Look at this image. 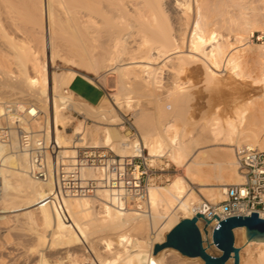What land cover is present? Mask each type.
Returning <instances> with one entry per match:
<instances>
[{
  "label": "bare ground",
  "instance_id": "obj_1",
  "mask_svg": "<svg viewBox=\"0 0 264 264\" xmlns=\"http://www.w3.org/2000/svg\"><path fill=\"white\" fill-rule=\"evenodd\" d=\"M0 3L3 8L0 15L4 14L12 26L19 18L21 5L27 7L29 3L26 22L34 31L40 29L38 34L42 36L37 34L42 38L38 48L20 45L0 24L1 36L12 47L11 54L21 68L16 79H9L8 75L5 82L0 81V117L6 103L28 98L42 105L48 126L43 129L59 145L66 164L83 147L109 148L125 158L133 156L140 145L151 163L166 158L185 168V177L176 178L168 186L152 185L149 216L121 207L109 191L100 189L91 197L65 199L68 212L65 219L46 201L53 194L52 182L36 181L28 175L27 157L17 151L15 144L9 148L0 146L3 178L0 210L12 213L16 207H24L31 222L34 217L31 209H38L44 231L36 237L38 248H35L40 252L37 264H51L46 249L63 252L62 264L65 259L71 264L176 263L180 252L168 248L154 255V248L166 242L167 235L181 220L193 218V206L202 202L188 182L202 187L201 193L217 205L224 199L226 187L244 182L238 172L234 147L264 151V43L252 42L256 33H264V0H29L27 3L0 0ZM49 59L52 64L62 61L71 68L51 74ZM164 68L174 79L171 82L168 79L167 96L162 99L155 85ZM111 71L119 75L120 85V93L112 105L130 108L129 96L137 93L154 105L156 116L151 123L142 122L146 109L138 114L139 140L121 133L125 127L108 105L109 99L104 97L93 106L78 102L68 89L79 74L88 78ZM193 78L213 84L223 96L227 89L231 90L228 96L233 99L241 94V89L234 85L243 84L259 93L246 95L244 104L230 108L231 111L216 106L209 118L196 121L195 98L191 94ZM164 99L174 105L173 114L163 108ZM71 110L88 115L86 121L93 119L91 131L86 121L71 127L75 124V119L67 115ZM188 125H192L190 131H186ZM208 146H223L229 151H220L221 157H216L213 151L214 158L202 151ZM86 176L94 174L88 170ZM217 224L216 220L207 227L202 220L198 223L204 248L214 257L223 254L213 244ZM3 225L8 222L1 218L0 226ZM98 234L108 237L96 242L93 237ZM234 235L235 246L240 249L239 264H264V242H248L245 228L235 229ZM110 236H115V240ZM98 243L112 252L110 258L98 260ZM82 250L85 256L80 261L78 253ZM185 258L192 264H205L200 257ZM226 264H234V254Z\"/></svg>",
  "mask_w": 264,
  "mask_h": 264
},
{
  "label": "built area",
  "instance_id": "obj_2",
  "mask_svg": "<svg viewBox=\"0 0 264 264\" xmlns=\"http://www.w3.org/2000/svg\"><path fill=\"white\" fill-rule=\"evenodd\" d=\"M44 126L48 127L47 115L38 105L26 101L6 103L0 117V146L9 148L15 144L17 151L27 157L28 175L36 181L52 182L53 194L46 201L62 217L68 216L65 199L91 197L100 189L109 191L121 207L151 215L149 190L156 184V171L145 149L139 145L133 156L123 158L109 148L83 147L66 164L59 145ZM132 138L139 140L136 135ZM235 157L244 182L226 187L224 199L217 205L207 200L194 205L193 218L200 214L207 220H213L215 215L227 220L257 213L264 220V151L241 146ZM88 170L93 177L86 176ZM2 192L0 175V196ZM200 232L202 235L201 229Z\"/></svg>",
  "mask_w": 264,
  "mask_h": 264
},
{
  "label": "rangeland",
  "instance_id": "obj_3",
  "mask_svg": "<svg viewBox=\"0 0 264 264\" xmlns=\"http://www.w3.org/2000/svg\"><path fill=\"white\" fill-rule=\"evenodd\" d=\"M25 1L26 3L29 2V0L28 1L24 0V2ZM28 4L29 3L26 4L27 7H24L25 4L21 5L22 10L20 12L19 18L16 17V20H17L15 23L16 25L12 26L9 22H7L6 16L4 14L0 15V24L2 23L1 26H3L7 35L11 39H13V41H15L16 43L20 45L22 44L30 45L31 44V45H34L35 47L37 46L38 48L39 46H41L40 43H41L42 38L39 37L41 36V34H38L41 31H39L40 29H37V27L35 28L37 30L34 31V28L33 29L31 28L32 27L31 24L26 22V19L28 15L30 14ZM0 7H2V5ZM2 10L3 8H0V11L3 13ZM223 34H226V32H224ZM0 36H1V33H0ZM260 36H262L261 41H259ZM1 38L2 39H0V81L5 82L6 79L8 78L7 77L8 75H10L9 79H13V80L16 79L15 77H17L20 74L21 68L17 65L16 59L11 54L12 47L7 43L5 38H3L2 36ZM252 42L254 44L264 43V33L263 34L256 33V36L252 38ZM98 51H101V48ZM126 57L127 59H129L128 56ZM108 62L106 63L108 64ZM48 63H49V67H50L49 70L51 74L61 73L71 68L70 66L66 65L62 61H56L55 64H52L51 60L49 59ZM160 63H161L160 66L162 67V62L160 61L159 64ZM101 74H105V73L103 72ZM105 75H107L105 79H101L99 81L96 80V82H101L107 88L106 98L107 100L109 99L108 105L115 110L117 116L119 117L120 121L123 122V126L125 127L124 130L121 131V133L126 135L128 138H132L131 136L136 135L138 136V139H139L141 135H140L139 128L137 127V124H136V121L138 119V114L139 112H141V109H144V110L146 109L145 111L147 112L145 113V116L142 122L146 124L151 123L156 116V110L154 109V105H151L148 99L144 98L143 95L142 97L140 93L132 94V95L130 94L129 97L130 99H132V102H133V103L131 102L130 105L132 106H130V108L123 107V106L122 108L120 106L118 107L117 105H112V104H115L114 98L120 93L119 75L113 71L108 72ZM158 76H159L157 79L158 81L156 80L157 83L155 86H156L158 96H161L160 98L163 99L167 96L166 89L168 87L166 88V86L169 85V83L171 82L170 80L172 78L174 79V75L170 74L168 69L164 68V70L163 69L160 70ZM181 77H184L181 79L185 80V76H181ZM168 79L170 81L169 83H168ZM192 84H193V87H192L191 94L195 98V101L193 103V109H194L193 112H195L196 121L198 120L202 121L204 119L209 118V116H211L212 114L211 110L215 108L216 106H221L222 108L228 109L229 111H231L230 108L233 109L236 106L239 107L244 104L243 102L245 101L244 99H246V95L249 97L250 95H255L254 93H257V92H254L253 89H251L249 86H246L243 84L241 86L234 85V87L237 86L239 89H241L240 90L241 94L236 95L238 97L233 99L231 98V96H228V93H230L231 90L229 89L226 90V93H227L226 96L220 95L219 90L216 89V87L213 84L207 83L202 78H193ZM73 89L77 93L88 98L90 101L96 102V99H97L96 94L92 90H90L88 87H86L82 82H77L75 86L73 87ZM196 98H197V101H196ZM199 98H202V99H199ZM76 100L78 102H81L78 99ZM24 101L38 105V103L34 102L33 99L26 98ZM162 105H163V108L168 113L173 114L174 105L172 104V102L165 100V101H162ZM39 106L44 111L43 106L40 104ZM77 113L79 114V111L77 110H71L67 112V115H69L70 118L75 119V124L71 125V127H74L75 125H78V123H81V122L85 123L86 121V118L88 115L81 112V116H78ZM94 124L95 122L93 121V119H88L86 121V125L89 131H91V128L93 127ZM191 126L192 125L186 126V131H190L192 128ZM119 128L120 127H118V129ZM67 131L69 133L71 132V130H67ZM234 149H237V146L234 147ZM225 150L229 151L228 149H225L223 146H208L202 151H205L204 153H208L210 155L213 154L211 156L215 158V155H217L216 157H218V155L219 157H221L220 154L222 153L220 151L225 152ZM213 151H215L216 154ZM217 151L219 153H217ZM151 164L153 165L156 171L155 181L158 186H168L176 178L185 177V168L175 165L169 159L163 158ZM188 183L190 184V187L195 190L196 194L202 201L203 200L209 201L208 197L204 195L203 193H201L203 191L201 190L202 187L191 184L190 182ZM31 212L33 213V216H34L33 221H31L33 223H31L30 220L27 218L24 207L21 208V206H18L12 210V213L8 211L0 210V219L4 218L8 222V225L0 226V264H37L38 261L40 260V252H38V250L35 247L38 248V242L36 239L37 233H43L44 231L43 223H42L41 216L37 208L35 207L32 208ZM8 233H9V236L7 235ZM149 234L150 232H148V235ZM6 235L8 236V238L6 237ZM94 237H93V240L98 242L100 239L108 237V235L98 234V235H95ZM110 237L113 240H115V236H110ZM235 242H236V238H235ZM239 243H240L239 244L240 246L243 245L242 241H239ZM235 248L239 249L236 246ZM32 249H36L37 251L36 250L33 251ZM41 249L42 248H40V250ZM44 252L47 256V259L49 260L51 264H62L61 263L62 259L60 257L64 256L63 252L61 251L59 252V250L51 251L49 249L48 251L46 249V251ZM80 252H79L80 255L78 253V256H79V260L82 261L83 254L85 256V251L82 250ZM97 253L99 254L98 260H99V257L100 259L105 260L111 257L112 252L110 251L107 252L104 246L99 245L98 243ZM172 259L173 258H170L169 260L173 261ZM67 262L68 261L66 259L63 260L64 264H71L70 262L68 263ZM85 264H87V262H85ZM171 264H192V263L190 262V260L180 255V257L177 259V262L171 263Z\"/></svg>",
  "mask_w": 264,
  "mask_h": 264
},
{
  "label": "water",
  "instance_id": "obj_4",
  "mask_svg": "<svg viewBox=\"0 0 264 264\" xmlns=\"http://www.w3.org/2000/svg\"><path fill=\"white\" fill-rule=\"evenodd\" d=\"M200 219L205 220L206 227L214 220L218 221V225L213 230V243L223 252L222 256H211L204 249L202 235L198 227ZM237 228L246 229L248 242H264V220L260 219L257 213H252V216L249 217H232L227 220H221L217 215L213 220H207L203 215L198 214L193 219L181 220L167 235L166 242L155 246L154 255L164 249L172 248L185 257H200L205 264H226L234 254V264H239L240 249L235 248L234 235V230ZM205 232L208 233L206 230Z\"/></svg>",
  "mask_w": 264,
  "mask_h": 264
},
{
  "label": "crops",
  "instance_id": "obj_5",
  "mask_svg": "<svg viewBox=\"0 0 264 264\" xmlns=\"http://www.w3.org/2000/svg\"><path fill=\"white\" fill-rule=\"evenodd\" d=\"M81 74H79L73 81L72 83L70 84L69 86V91L70 93H72L74 95V97L76 99H78L79 101H82V102H86V103H89L90 105H97L104 97H106L107 95V88L106 86H104L101 82H96L101 80V79H105L107 77V75L105 74H101L100 76L98 77H95V76H88V78H86L85 76H83ZM85 77V78H84ZM78 78V79H77ZM92 81H90V80ZM77 82H82L86 87H88L90 90H92L95 94H96V102H92L90 101L88 98L82 96L81 94L77 93L73 87L75 86V84Z\"/></svg>",
  "mask_w": 264,
  "mask_h": 264
}]
</instances>
